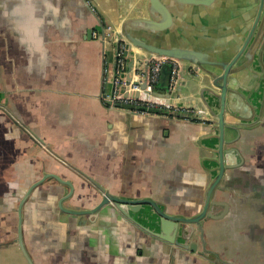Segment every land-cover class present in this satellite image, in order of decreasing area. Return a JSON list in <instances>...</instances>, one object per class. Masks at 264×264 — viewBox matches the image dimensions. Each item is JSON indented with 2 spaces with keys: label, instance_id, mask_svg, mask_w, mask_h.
I'll list each match as a JSON object with an SVG mask.
<instances>
[{
  "label": "crops",
  "instance_id": "obj_1",
  "mask_svg": "<svg viewBox=\"0 0 264 264\" xmlns=\"http://www.w3.org/2000/svg\"><path fill=\"white\" fill-rule=\"evenodd\" d=\"M259 3L216 0L214 17L207 11L181 14L175 7L172 32L180 44L200 46L192 40L199 16L205 25H219L222 36L241 37ZM147 4L0 0V250L19 246L17 205L45 172L73 183V193L63 201L68 208L94 207L105 189L151 198L168 213L190 216L202 209L218 172L217 128L183 116L137 115L102 101L103 53L113 58L112 43L92 32L88 37L87 30L105 25L117 30L126 18H149ZM263 10L264 1L260 14ZM234 78L236 91L226 93L224 120L236 130L225 133L234 140L224 144L227 167L208 208L221 215L205 217L203 239L199 232L174 242L160 238L149 204L130 210V217L112 203L90 215L66 212L58 200L69 187L48 177L22 206L23 241L33 263L264 264V34L251 68ZM204 82L205 75L193 90L178 82L162 93L180 107H205L198 93ZM206 97L212 114L219 112V99ZM190 240L197 244L194 251L179 244ZM205 249L215 254L199 252Z\"/></svg>",
  "mask_w": 264,
  "mask_h": 264
},
{
  "label": "water",
  "instance_id": "obj_2",
  "mask_svg": "<svg viewBox=\"0 0 264 264\" xmlns=\"http://www.w3.org/2000/svg\"><path fill=\"white\" fill-rule=\"evenodd\" d=\"M171 4L162 0H148V10L150 17H129L122 21L120 29L114 28V33L116 34L117 39H122L128 46H134L141 50L142 58L144 61H147L150 56H168L176 59L181 64L182 68L180 70V79L179 83L184 87L185 90H193L194 87L198 86L200 80L205 75L208 82L202 83L198 93L200 97L205 102V107H194L196 109L203 110L204 113H198L199 116L203 117L199 121H208L217 128V133L215 135L218 137V146L216 152L218 154V167L217 174L211 180L208 185L204 205L202 209L196 214L186 216L174 213H168L162 209L158 203L153 199L148 197L141 198H128L117 196L109 193L104 189L101 199L98 203L92 208L86 209H76L68 208L63 205V201L67 199L73 193V183L68 179H63L59 175L53 172H45L42 177L38 180L31 183L30 186L25 190L24 194L21 196L19 203L17 205V236L16 240L19 243V247L27 259L29 264H34L31 256L29 255L22 235V206L26 198L29 196L31 190L43 182L48 177H54L60 183H63L69 187V190L62 195L58 204L59 207L70 213L74 214H86L90 215L95 213L98 209L109 202H114L115 206L126 216L130 217L129 211L138 210L142 204H149L153 207L156 212V220L160 227L161 231H153L157 236L162 239H166L170 242L176 240V236H180L182 239H189L194 232H199V236L203 239V227L202 221L205 217L218 218L221 214H212L209 211V206L214 203L211 199L212 191L219 179L221 178L224 169L227 167V164L224 163V144L232 142L234 138L226 139L225 133L227 129L236 128L228 125L224 120V109H225V97L228 91H236L231 87L232 79L234 74L243 69L244 67L251 68V60L254 56L258 45L264 34V10L261 15L258 27L254 32V28L257 24L259 14L263 5V0L260 1L258 10L256 13L255 19L251 23H248L249 26L242 36L229 37L222 36L219 33V25L211 26L205 25L200 17L198 16L195 25H193V34L192 40L196 43H201L200 46L189 45L186 43L180 44L176 41L172 29L175 27V23L172 20V12L175 7L176 11L187 13L191 12L192 14L199 15L202 11H207L212 17L216 14V5L214 9V4L216 0H169ZM173 3V6H172ZM217 4V3H216ZM162 17V19H161ZM102 28V26L100 27ZM206 31L209 35L202 36L200 31ZM91 29L87 30V36H91ZM227 38V40H225ZM242 39L241 44H238V40ZM173 41H176L173 43ZM103 42V41H101ZM104 55V53H103ZM187 60L192 62L193 70L195 73L190 76L188 66L183 64V61ZM132 61L129 62L128 66L130 67ZM189 74L188 80L183 78V74ZM170 75V64H165L161 70V77L157 83V88L166 93L169 91ZM104 79V57L102 60V75H101V85L103 84ZM182 88V87H180ZM165 92L156 91L157 95L165 94ZM217 97L220 101V111L214 115L212 114V109L207 101L206 95ZM104 92L102 91V96ZM212 111V112H211ZM177 116H182L181 113H176ZM183 247H187L190 250L194 251L197 249V244L192 241L187 244L180 243ZM202 254H211L212 256L215 252L210 250H200Z\"/></svg>",
  "mask_w": 264,
  "mask_h": 264
},
{
  "label": "built area",
  "instance_id": "obj_3",
  "mask_svg": "<svg viewBox=\"0 0 264 264\" xmlns=\"http://www.w3.org/2000/svg\"><path fill=\"white\" fill-rule=\"evenodd\" d=\"M92 34L103 43H112L113 58H109L106 51L104 54L105 87L102 101L106 106L128 110L137 115L177 116L176 113L179 112L186 118L203 117L198 115L204 113L201 109L180 107L168 97L156 94V86L165 64H170L169 91L178 84L182 68L179 61L164 55H152L144 61L141 50L128 46L122 39H117L114 28L110 25H105L101 31L93 30ZM188 69L190 76L193 75V67L189 66ZM157 110H164L166 113H159Z\"/></svg>",
  "mask_w": 264,
  "mask_h": 264
},
{
  "label": "rangeland",
  "instance_id": "obj_4",
  "mask_svg": "<svg viewBox=\"0 0 264 264\" xmlns=\"http://www.w3.org/2000/svg\"><path fill=\"white\" fill-rule=\"evenodd\" d=\"M18 245L6 246L0 250V263L1 264H26V258L22 254ZM23 255V256H22ZM25 259V260H24ZM75 262H73L74 264Z\"/></svg>",
  "mask_w": 264,
  "mask_h": 264
},
{
  "label": "flooded vegetation",
  "instance_id": "obj_5",
  "mask_svg": "<svg viewBox=\"0 0 264 264\" xmlns=\"http://www.w3.org/2000/svg\"><path fill=\"white\" fill-rule=\"evenodd\" d=\"M258 1H261V0H258ZM263 1H264V0H263ZM257 10H258V7L256 8V10H255V12H254V14H253L252 17H255V16H256ZM261 15H262V13L259 14V17H258L259 19H258V21H257V25H256L255 28H254V31H255V30L257 29V27H258L259 21H260V19H261ZM92 31H93V30H92ZM158 115H160V114H158ZM193 119H194V120H198V121L200 120V119H197V118H193ZM109 203H112L113 205H115L114 202H112V201L109 202ZM195 233H196V232H194V233L191 235V238H193L192 236L195 235ZM191 238H189V239H191ZM197 239H198V238H197ZM189 242H192V241L190 240Z\"/></svg>",
  "mask_w": 264,
  "mask_h": 264
},
{
  "label": "trees",
  "instance_id": "obj_6",
  "mask_svg": "<svg viewBox=\"0 0 264 264\" xmlns=\"http://www.w3.org/2000/svg\"><path fill=\"white\" fill-rule=\"evenodd\" d=\"M158 89V92H162V90H160L159 88H157ZM160 90V91H159ZM159 113H166V111H164V110H157Z\"/></svg>",
  "mask_w": 264,
  "mask_h": 264
}]
</instances>
